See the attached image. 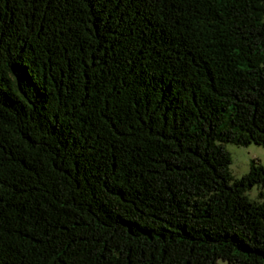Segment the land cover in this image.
I'll return each mask as SVG.
<instances>
[{"label":"trees","instance_id":"1","mask_svg":"<svg viewBox=\"0 0 264 264\" xmlns=\"http://www.w3.org/2000/svg\"><path fill=\"white\" fill-rule=\"evenodd\" d=\"M226 143L264 147V0H0V264H264Z\"/></svg>","mask_w":264,"mask_h":264},{"label":"rangeland","instance_id":"2","mask_svg":"<svg viewBox=\"0 0 264 264\" xmlns=\"http://www.w3.org/2000/svg\"><path fill=\"white\" fill-rule=\"evenodd\" d=\"M226 149L231 155L232 162L230 163V171L233 178L241 177L249 170V163L255 159L264 166V147L255 143L249 145H235L234 143H226ZM259 187L254 185L246 194L247 197L256 200ZM217 264H228L222 259L218 260Z\"/></svg>","mask_w":264,"mask_h":264}]
</instances>
